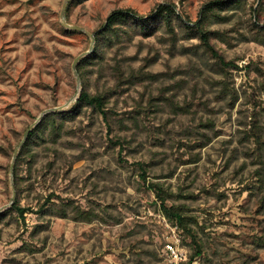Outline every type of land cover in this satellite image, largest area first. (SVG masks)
Wrapping results in <instances>:
<instances>
[{
  "label": "rangeland",
  "instance_id": "1",
  "mask_svg": "<svg viewBox=\"0 0 264 264\" xmlns=\"http://www.w3.org/2000/svg\"><path fill=\"white\" fill-rule=\"evenodd\" d=\"M64 1L0 0V209L13 190L26 209L0 221V264H264V30L253 27H264V0L212 12V0H71L66 22L93 34L117 9L177 15L175 35L116 26L100 57L76 64L79 87L72 63L90 38L65 31ZM181 21L218 31L227 65ZM140 72L155 77L121 82ZM82 87L107 95L105 114L56 116L59 135L49 126L30 144L15 189L26 129L44 110H70ZM151 184L183 205L192 238L173 235ZM67 203V218L50 212ZM72 207L95 216L76 220ZM176 239L178 262L165 247Z\"/></svg>",
  "mask_w": 264,
  "mask_h": 264
},
{
  "label": "trees",
  "instance_id": "2",
  "mask_svg": "<svg viewBox=\"0 0 264 264\" xmlns=\"http://www.w3.org/2000/svg\"><path fill=\"white\" fill-rule=\"evenodd\" d=\"M71 1V0H70ZM69 1V3H70ZM241 0H212L206 5V11L212 12L215 8L217 9H223L225 7L233 6L236 3L240 2ZM67 9L68 10V6ZM175 11L170 6L166 5H160L157 11L150 16H142L139 15L137 12L133 11L132 9H117L113 11L107 18V22L105 26L96 32L94 34L95 37V47L92 53L85 56L81 59L79 63L78 69L82 67L85 63H90L92 60L100 57V46L104 43H109L112 40V36L119 37V30H117L118 27L116 26H125L127 28H136L144 34L145 36L151 35L154 30L161 25H165L166 29L169 31L171 35H175L174 26H173V20L175 16ZM177 16V15H176ZM181 23L191 32V35H196L199 37L202 45L204 46L205 50L208 51L211 56H213L216 61H218L220 64L227 65L224 62V59L221 54H219L216 49L213 47L211 43V39L213 37H216L218 34V31H208L204 30L201 26V24L192 25L190 23H186L181 21ZM253 27L257 30H264V27L256 24L253 22ZM66 32L72 33L75 32L74 30H67ZM126 32V30H124ZM119 71V75L122 76L121 70L117 69ZM123 77V76H122ZM121 77V78H122ZM154 78L155 75L150 74H144L143 72H140V75L132 74L127 78H122L121 82H128L133 83L134 80H141L143 78ZM120 80V79H119ZM107 102V95L102 93H90L86 87H82L79 96L73 105V107L68 111H62V112H51L44 115L40 122L30 131L25 143L21 147V149L18 152V155L16 157L15 163H14V169H13V186L15 189L18 188V168L20 161L22 160V156L24 155V152L29 149L30 144L34 142L35 138L43 133L49 126V132L52 136H58L61 131V125L56 124V116L64 115L66 117H74L78 113H81L84 109L90 108L93 112L99 113V114H105V104ZM3 152H7L5 149H1ZM151 189L156 194L157 199L160 201V212L162 213L163 217L167 219V221L171 225L177 226V228H180L183 230V232L187 235H189L191 238L193 236L192 231L189 226V222H191V219L186 215L185 208L183 205H168L166 204V195H164V192L162 191L159 184H151ZM44 205L41 206V210H44ZM72 206L70 204L65 205H59L58 208L51 207L50 212L54 214L55 216L59 218H67L69 216L68 210L69 207ZM73 208V214L74 218L76 220H82V221H91L95 213L92 211H84L82 209H79L77 207ZM12 211L17 212V214L20 217L24 216V213L26 212V209L20 206V203L18 200L14 201V203L11 205L10 208L5 212L0 213V221L4 218L6 213H10ZM201 251L198 249L195 253V255H192L191 260L194 256L200 255Z\"/></svg>",
  "mask_w": 264,
  "mask_h": 264
},
{
  "label": "water",
  "instance_id": "3",
  "mask_svg": "<svg viewBox=\"0 0 264 264\" xmlns=\"http://www.w3.org/2000/svg\"><path fill=\"white\" fill-rule=\"evenodd\" d=\"M70 0H65L64 1V4L62 6V10H61V14H60V17H61V21H62V25L67 28V29H72V30H78V31H82V32H85L89 38H90V44H89V48L86 52L82 53L81 55L77 56L73 63H72V70L76 76V79H77V86L79 87V77H78V74L76 72V64L78 63V61L81 59V58H84L85 56L89 55L90 53L93 52V49H94V43H95V37H94V34L93 33H89L87 31H85L82 27H79V26H73V25H70L66 22V9H67V5L69 3ZM56 108H52V109H47V110H44L40 115L39 117L37 118V120L30 126L26 129L23 137H22V140L20 141V143L18 144V146L15 148L14 152H13V156H12V160H11V163H10V167H9V172H10V176H12V171H13V167H14V162L16 160V157L18 155V152L20 150V148L23 146V144L25 143L30 131L40 122L41 118L46 115L47 113H51V112H55ZM15 201V191L13 190L12 192V196H11V199H10V202H9V206H11ZM2 211V209H0V212Z\"/></svg>",
  "mask_w": 264,
  "mask_h": 264
},
{
  "label": "built area",
  "instance_id": "4",
  "mask_svg": "<svg viewBox=\"0 0 264 264\" xmlns=\"http://www.w3.org/2000/svg\"><path fill=\"white\" fill-rule=\"evenodd\" d=\"M177 226L175 225H171V230L173 232V235L176 237L177 235ZM177 241L178 239L176 240H173V241H169L165 244V247L169 253V255L171 256L172 260L174 261H179L182 259V255L177 247Z\"/></svg>",
  "mask_w": 264,
  "mask_h": 264
}]
</instances>
